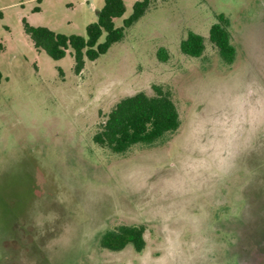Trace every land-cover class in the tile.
Returning a JSON list of instances; mask_svg holds the SVG:
<instances>
[{
  "label": "rangeland",
  "instance_id": "1",
  "mask_svg": "<svg viewBox=\"0 0 264 264\" xmlns=\"http://www.w3.org/2000/svg\"><path fill=\"white\" fill-rule=\"evenodd\" d=\"M123 1L117 28L143 0ZM152 1L77 73L71 48L53 60L23 21L86 37L105 0H0V264L264 263V0ZM218 16L232 64L209 38ZM190 32L199 58L181 51ZM154 86L178 131L119 154L95 143L120 100ZM120 226L143 227L146 248H103Z\"/></svg>",
  "mask_w": 264,
  "mask_h": 264
},
{
  "label": "trees",
  "instance_id": "2",
  "mask_svg": "<svg viewBox=\"0 0 264 264\" xmlns=\"http://www.w3.org/2000/svg\"><path fill=\"white\" fill-rule=\"evenodd\" d=\"M152 2L143 0L136 3L133 16L126 20L124 27L117 28L114 20L125 14V3L123 0H105V5L98 14L97 23L88 26L86 37L56 33L46 27L32 26L26 21H23L24 29L35 48L38 51H45L53 60L65 58L71 48L75 70L81 73L85 59L95 61L106 54L114 44L121 42L126 29L132 27L146 14ZM218 21L211 27L209 38L223 60L232 64L236 57V49L232 44L230 24L224 16H218ZM104 33L105 41L100 43ZM4 48V45L0 44V52ZM205 50V38L196 33L190 32L181 42V51L187 56L199 58ZM158 55L162 61H166L167 56H164L163 49L159 50ZM2 81L3 75L0 72V85ZM154 92L152 96L139 92L120 100L95 134V143L119 154L137 144L153 145L166 135L178 131L181 126L180 113L171 92L160 86H154ZM101 245L115 252L132 245L137 252H142L146 248L145 229L137 226H120L104 234Z\"/></svg>",
  "mask_w": 264,
  "mask_h": 264
},
{
  "label": "flooded vegetation",
  "instance_id": "3",
  "mask_svg": "<svg viewBox=\"0 0 264 264\" xmlns=\"http://www.w3.org/2000/svg\"><path fill=\"white\" fill-rule=\"evenodd\" d=\"M107 250H109V249H107ZM109 251H111V250H109ZM111 252H115V251H111ZM258 264H264L263 262H261V263H258Z\"/></svg>",
  "mask_w": 264,
  "mask_h": 264
}]
</instances>
